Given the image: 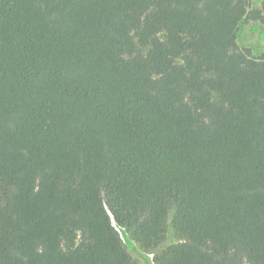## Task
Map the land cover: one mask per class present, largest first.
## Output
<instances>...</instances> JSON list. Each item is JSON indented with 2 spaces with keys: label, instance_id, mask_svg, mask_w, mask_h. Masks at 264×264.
Wrapping results in <instances>:
<instances>
[{
  "label": "trees",
  "instance_id": "16d2710c",
  "mask_svg": "<svg viewBox=\"0 0 264 264\" xmlns=\"http://www.w3.org/2000/svg\"><path fill=\"white\" fill-rule=\"evenodd\" d=\"M250 1L0 0V264H264Z\"/></svg>",
  "mask_w": 264,
  "mask_h": 264
},
{
  "label": "rangeland",
  "instance_id": "374dc122",
  "mask_svg": "<svg viewBox=\"0 0 264 264\" xmlns=\"http://www.w3.org/2000/svg\"><path fill=\"white\" fill-rule=\"evenodd\" d=\"M262 1L264 0H251L250 8H260ZM236 37L238 46L240 48L249 49L252 57L258 58L264 54V20L262 22H241L238 25ZM121 237L128 252L138 263L154 264L152 254L143 252L136 243L127 238L126 234L121 233ZM174 242H176V238L169 229L166 239L161 244L159 249H163Z\"/></svg>",
  "mask_w": 264,
  "mask_h": 264
}]
</instances>
